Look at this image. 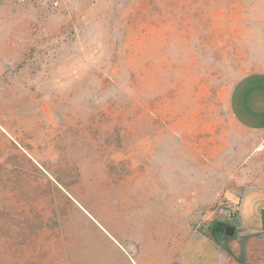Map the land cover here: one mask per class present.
<instances>
[{"label":"rangeland","instance_id":"374dc122","mask_svg":"<svg viewBox=\"0 0 264 264\" xmlns=\"http://www.w3.org/2000/svg\"><path fill=\"white\" fill-rule=\"evenodd\" d=\"M0 57V264H174L199 235L264 264L237 217L264 129L229 107L264 70V0H23Z\"/></svg>","mask_w":264,"mask_h":264},{"label":"crops","instance_id":"0c3cea01","mask_svg":"<svg viewBox=\"0 0 264 264\" xmlns=\"http://www.w3.org/2000/svg\"><path fill=\"white\" fill-rule=\"evenodd\" d=\"M23 0H0V7H7ZM1 59V57H0ZM2 65L0 63V70ZM229 107L234 119L244 128L264 129V70H256L239 77L229 94ZM237 217L241 227L254 231H264V185L248 189L241 197L237 207ZM206 252L199 254L200 264H220L223 250L219 243L206 235L192 237L180 248L177 262L187 261L199 245Z\"/></svg>","mask_w":264,"mask_h":264},{"label":"water","instance_id":"95a60500","mask_svg":"<svg viewBox=\"0 0 264 264\" xmlns=\"http://www.w3.org/2000/svg\"><path fill=\"white\" fill-rule=\"evenodd\" d=\"M216 232L218 233H226L229 235H233L235 233L236 227L234 225H229L225 222L222 221H218L216 223V227H215ZM174 264H178L177 262H175Z\"/></svg>","mask_w":264,"mask_h":264}]
</instances>
